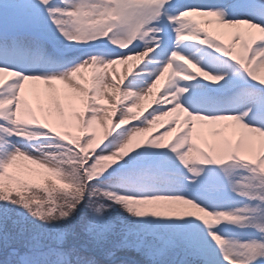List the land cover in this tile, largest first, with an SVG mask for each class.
Segmentation results:
<instances>
[{
    "label": "snow or ice",
    "instance_id": "6c2138e0",
    "mask_svg": "<svg viewBox=\"0 0 264 264\" xmlns=\"http://www.w3.org/2000/svg\"><path fill=\"white\" fill-rule=\"evenodd\" d=\"M0 264H264V0H0Z\"/></svg>",
    "mask_w": 264,
    "mask_h": 264
},
{
    "label": "bare ground",
    "instance_id": "6f19581e",
    "mask_svg": "<svg viewBox=\"0 0 264 264\" xmlns=\"http://www.w3.org/2000/svg\"><path fill=\"white\" fill-rule=\"evenodd\" d=\"M121 70H123L122 68H121ZM163 129H161V131H162Z\"/></svg>",
    "mask_w": 264,
    "mask_h": 264
}]
</instances>
